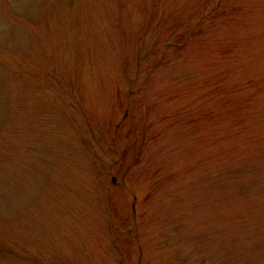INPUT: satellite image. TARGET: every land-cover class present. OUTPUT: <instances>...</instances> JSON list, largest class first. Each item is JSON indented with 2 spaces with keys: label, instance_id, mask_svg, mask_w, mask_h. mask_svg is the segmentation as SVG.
<instances>
[{
  "label": "rangeland",
  "instance_id": "rangeland-1",
  "mask_svg": "<svg viewBox=\"0 0 264 264\" xmlns=\"http://www.w3.org/2000/svg\"><path fill=\"white\" fill-rule=\"evenodd\" d=\"M0 264H264V0H0Z\"/></svg>",
  "mask_w": 264,
  "mask_h": 264
}]
</instances>
